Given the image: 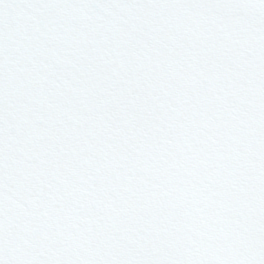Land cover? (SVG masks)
<instances>
[{"label":"snow or ice","instance_id":"snow-or-ice-1","mask_svg":"<svg viewBox=\"0 0 264 264\" xmlns=\"http://www.w3.org/2000/svg\"><path fill=\"white\" fill-rule=\"evenodd\" d=\"M0 264H264V0H0Z\"/></svg>","mask_w":264,"mask_h":264}]
</instances>
